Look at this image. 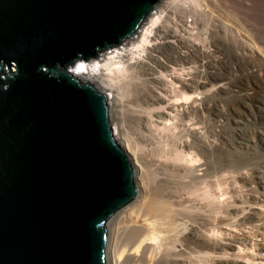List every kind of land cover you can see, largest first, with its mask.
Returning a JSON list of instances; mask_svg holds the SVG:
<instances>
[{"label":"bare ground","instance_id":"6f19581e","mask_svg":"<svg viewBox=\"0 0 264 264\" xmlns=\"http://www.w3.org/2000/svg\"><path fill=\"white\" fill-rule=\"evenodd\" d=\"M227 1L158 0L117 47L68 67L105 92L113 139L133 169L135 196L105 221L106 264H264V174L251 144L241 152L223 139L225 96L254 101L264 89V51L240 25L236 0ZM227 55L263 83L253 77L234 90L236 63L219 69ZM233 163L248 170L235 177L248 194L234 195L231 178L224 200Z\"/></svg>","mask_w":264,"mask_h":264},{"label":"water","instance_id":"95a60500","mask_svg":"<svg viewBox=\"0 0 264 264\" xmlns=\"http://www.w3.org/2000/svg\"><path fill=\"white\" fill-rule=\"evenodd\" d=\"M158 0H0V264H106L107 217L135 196L106 94L69 70Z\"/></svg>","mask_w":264,"mask_h":264},{"label":"rangeland","instance_id":"374dc122","mask_svg":"<svg viewBox=\"0 0 264 264\" xmlns=\"http://www.w3.org/2000/svg\"><path fill=\"white\" fill-rule=\"evenodd\" d=\"M227 0H225V2H226ZM246 1V2H245ZM236 0L235 1V6L237 5V7L239 8L238 9V11L240 10H242L240 13V15L238 16V14H236V17L240 20V25H242V23H243V28H244V26H245V29L247 28V27H249V28H247V29H249L248 31H252L251 33H249V34H254L253 32H255V36H253L252 35V43L254 44H256V46H258V45H260V44H262V51H264V45H263V42H264V0ZM248 1L249 2H251L250 4H252V5H249V3H248ZM238 2V3H237ZM246 3V5H248L249 6V8H251V9H246V8H243V7H241V5L240 4H242V3ZM255 2V3H254ZM228 3H231V2H229V1H227V4ZM229 5V4H228ZM240 6V7H239ZM256 6V7H255ZM236 7V8H237ZM155 9V8H154ZM245 9V10H244ZM248 10L250 11V12H248ZM245 11V13L242 15V12H244ZM247 11V12H246ZM259 11V12H258ZM155 12V11H154ZM238 12V13H239ZM236 13H237V11H236ZM249 13H250V15H249ZM252 13V14H251ZM257 13V14H256ZM198 17H200V16H197V18ZM240 17V18H239ZM244 17V18H243ZM247 17V19H245ZM204 17H202L201 16V19H203ZM242 18V19H241ZM255 18V19H254ZM244 19V20H243ZM200 20V19H199ZM205 20V19H204ZM248 20V21H247ZM244 21V22H243ZM245 21H247V22H245ZM149 22V21H148ZM147 22V24L145 25V27L144 28H148L150 25H149V23ZM246 23V24H245ZM245 24V25H244ZM249 24H250V26H249ZM252 25V26H251ZM251 27H253L252 29H251ZM246 29V30H247ZM195 32H200V33H202L200 30L199 31H195ZM194 32V33H195ZM199 34V33H198ZM203 34V33H202ZM251 35H249L248 37H250L251 38ZM203 36V35H202ZM202 36L200 35V37L202 38ZM255 37V40H253V38ZM258 39V40H257ZM261 39V40H260ZM263 41V42H262ZM196 44H198V43H196ZM254 44V45H255ZM122 47V46H121ZM258 47H260V46H258ZM103 59V56L101 57V59L100 60H102ZM232 57L230 56V55H227L226 56V59H225V64L224 65H222V66H220L219 67V69L221 70V72L222 73H224V72H226L227 70H228V68L230 67V65H231V62L232 61H234V63H236V72H235V77H234V80H233V89L234 90H240L241 88H243V89H247L248 88V86L250 85V82H251V84L253 83V81L254 82H258V83H260V84H262L263 83V81H262V79L261 78H259V77H252V76H248L247 75V73H246V71H247V69H246V67H245V65H246V62H244L245 63V65L243 64V61H245L244 59H242L241 60V57H239L238 59H240V60H236V59H232ZM99 60V61H100ZM228 61V62H227ZM94 62V61H93ZM239 63V64H238ZM101 64H103V62L101 63ZM227 65V66H226ZM225 66V68H223L224 70H226V71H223V69H222V67H224ZM240 66V67H239ZM244 66V67H243ZM239 67V68H238ZM242 67V68H241ZM243 69H244V71H243ZM103 70H106L105 68L103 69ZM244 73V74H243ZM242 74V75H241ZM104 75H106V76H108V77H112V78H114L115 76H114V74L113 73H111V72H108V71H104ZM240 78V79H239ZM246 78V79H245ZM254 80H253V79ZM253 80V81H252ZM107 81H109V82H111L112 83V81L109 79V80H107ZM243 81V82H242ZM249 82V83H248ZM259 84V85H260ZM241 86V87H240ZM244 86V87H243ZM236 87V88H235ZM261 87H262V85L259 87V91L255 94V98L253 97V99H254V101L253 100H251V102H253V103H250V100H248V101H242V99H240V98H235V97H230V96H225V99H224V103H223V105H224V109H225V112L228 114V119H227V121H225V127H224V129H223V132H224V134H223V139H224V143H225V147H228V148H234V146L236 147L235 149H237V150H239V151H241L242 152V150L244 151V152H249L248 150H247V145L249 144H251V146H250V149H251V151L249 152V153H251V156H253V159H254V161H256L255 163H256V167L259 169L260 168V171L262 172V174H264V89H261ZM242 89V90H243ZM238 99V100H237ZM240 99V100H239ZM241 101V102H240ZM257 102V103H256ZM238 103V104H237ZM242 103V104H241ZM245 103V104H244ZM250 103V104H249ZM248 104V105H247ZM239 107H238V106ZM242 105H244V106H242ZM246 105V106H245ZM253 105V106H252ZM226 106V107H225ZM251 106V107H250ZM257 106V107H256ZM234 107V108H233ZM236 107V108H235ZM237 107L240 109V110H237ZM249 107V108H248ZM256 107V108H255ZM229 108V109H228ZM230 108H232V109H230ZM253 108V109H252ZM259 108H260V110H259ZM233 110H235V111H233ZM254 110V111H253ZM257 110V111H256ZM231 111V113H229ZM241 111V112H240ZM260 111V112H259ZM234 112V113H233ZM245 112V113H244ZM255 112V113H254ZM231 116H230V115ZM255 115V117H254V115ZM251 115H253V116H251ZM259 115V116H258ZM257 116V117H256ZM257 118V119H256ZM259 118H260V120H259ZM235 119V120H234ZM238 123V124H237ZM226 128V129H225ZM255 131V132H254ZM260 131V132H259ZM254 133L256 134V135H254ZM229 134V135H228ZM259 134H261L260 135V137H258L259 136ZM242 136V137H241ZM241 137V138H240ZM245 137H246V139H245ZM225 139H226V141H225ZM245 139V140H244ZM261 141V142H260ZM240 142V143H239ZM230 145H228V144ZM234 144V146H232ZM245 145V146H244ZM253 147V148H252ZM225 162V164H227V158H225V160H224ZM239 161V160H238ZM260 164V165H259ZM233 169L231 170V168H226V170H227V174H229L228 176L225 174L224 176V179L225 180H223V189L222 190H225V191H223L224 193L226 192V193H228L229 191H231V188H230V186H231V184H233V180L234 181H236L237 182V184H236V189H234V190H236L235 191V193H234V195H236L237 197H239V198H241V199H245V196L244 195H247L248 194V190H247V188H246V186L243 184L242 186H243V188H241L242 186L240 185V184H242L241 182H239L238 180H236L235 179V177H237L238 175L237 174H240L241 172L242 173H247L248 172V170L246 169H243V170H241L240 171V169H238V168H235V166H237V164H234L233 163ZM239 171H238V170ZM237 171V172H236ZM244 171V172H243ZM246 171V172H245ZM232 172H235V173H233L234 174V178L233 177H230V176H233V174H232ZM226 173V172H225ZM232 174V175H231ZM235 174H236V176H235ZM231 178L233 179V180H231ZM228 180V181H227ZM239 182V183H238ZM234 184V185H235ZM234 185H232L233 187H232V189L234 188ZM238 185H240L239 187H238ZM229 188H230V190H229ZM244 188H246V189H244ZM241 189H243V190H241ZM237 191H239V192H237ZM247 192V193H246ZM226 193L223 195V196H225V197H223L224 198V200H228V199H225V198H227L228 196V198H230V195H231V192H229L227 195H226ZM237 193H239V194H237ZM246 193V194H245ZM241 194V196H238V195H240ZM243 194V195H242Z\"/></svg>","mask_w":264,"mask_h":264}]
</instances>
